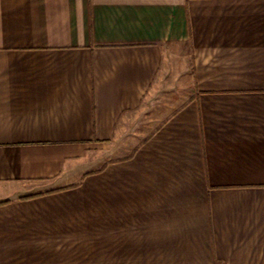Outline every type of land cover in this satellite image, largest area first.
<instances>
[{
	"label": "crops",
	"instance_id": "obj_1",
	"mask_svg": "<svg viewBox=\"0 0 264 264\" xmlns=\"http://www.w3.org/2000/svg\"><path fill=\"white\" fill-rule=\"evenodd\" d=\"M0 264H264V0H0Z\"/></svg>",
	"mask_w": 264,
	"mask_h": 264
}]
</instances>
